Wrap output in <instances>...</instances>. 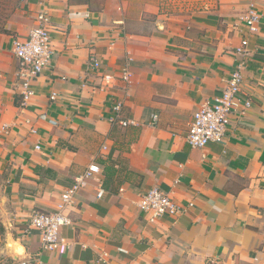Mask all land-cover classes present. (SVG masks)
Masks as SVG:
<instances>
[{
    "label": "crops",
    "instance_id": "obj_1",
    "mask_svg": "<svg viewBox=\"0 0 264 264\" xmlns=\"http://www.w3.org/2000/svg\"><path fill=\"white\" fill-rule=\"evenodd\" d=\"M43 1L55 55L24 104L11 41L35 26ZM248 2L36 0L28 20L0 37V204L14 264H264V0L244 72L252 107L231 117L223 141L186 140L194 112L236 68ZM105 74L116 76L112 86ZM119 101L135 125H119ZM93 163L101 171L65 203ZM152 188L194 205L150 222L138 204ZM60 208L71 218L63 254L43 250L30 227L34 211Z\"/></svg>",
    "mask_w": 264,
    "mask_h": 264
},
{
    "label": "built area",
    "instance_id": "obj_2",
    "mask_svg": "<svg viewBox=\"0 0 264 264\" xmlns=\"http://www.w3.org/2000/svg\"><path fill=\"white\" fill-rule=\"evenodd\" d=\"M240 21L246 27L247 35L243 36L235 48L236 68L226 80L222 92L214 99L204 102L193 115V120L186 136L187 142L192 147L202 148L210 142H221L224 140L227 127L231 117L236 113H246L253 104L252 94L244 86V72L247 68V58L251 54L250 35L260 29L261 13L258 0H249L246 10L240 15ZM51 15L48 5L41 3L37 11L36 24L24 37H14L11 41V50L18 59L20 69V95L23 103L26 104L35 95L33 81L47 67L52 64L55 55V47L50 30ZM0 53L2 48L0 47ZM91 66L101 67V62L94 56L91 57ZM131 71L128 65L123 69L120 76L122 80H129ZM103 85L112 86L116 76L105 74L102 76ZM57 93L53 92L51 98L55 99ZM122 102L114 106L116 118L119 125L127 127L135 125V119L124 118L121 115ZM46 117V115H43ZM153 122L158 120V114H153ZM8 125L4 126V129ZM33 132L36 128L31 127ZM41 146L36 145L39 149ZM101 171L98 164H91L83 176L76 179L72 187L62 194L65 203L73 202L75 195L85 185V178L91 177L94 173ZM139 207L145 213L150 222H156L165 215L178 217L185 213L189 207L194 205L189 202L184 205L160 188H152L145 192L139 201ZM71 222V218L61 208L56 211H34L30 217V227L37 230L40 237V244L43 250L57 251L61 254L68 249V244L61 240L60 231L65 225Z\"/></svg>",
    "mask_w": 264,
    "mask_h": 264
},
{
    "label": "rangeland",
    "instance_id": "obj_3",
    "mask_svg": "<svg viewBox=\"0 0 264 264\" xmlns=\"http://www.w3.org/2000/svg\"><path fill=\"white\" fill-rule=\"evenodd\" d=\"M36 0H0V37L6 34L13 33L14 24L16 22H24L31 15L33 3ZM6 179L0 175V200L4 193V184ZM0 204V264H14L15 257L8 252L7 249V229L3 225V217L1 216Z\"/></svg>",
    "mask_w": 264,
    "mask_h": 264
},
{
    "label": "bare ground",
    "instance_id": "obj_4",
    "mask_svg": "<svg viewBox=\"0 0 264 264\" xmlns=\"http://www.w3.org/2000/svg\"><path fill=\"white\" fill-rule=\"evenodd\" d=\"M8 247H9L11 252H16L18 254L23 252V248L21 246H19L18 243L13 241V240L9 241ZM18 248H19V251H17Z\"/></svg>",
    "mask_w": 264,
    "mask_h": 264
},
{
    "label": "clouds",
    "instance_id": "obj_5",
    "mask_svg": "<svg viewBox=\"0 0 264 264\" xmlns=\"http://www.w3.org/2000/svg\"><path fill=\"white\" fill-rule=\"evenodd\" d=\"M17 251H19V248L17 249Z\"/></svg>",
    "mask_w": 264,
    "mask_h": 264
},
{
    "label": "trees",
    "instance_id": "obj_6",
    "mask_svg": "<svg viewBox=\"0 0 264 264\" xmlns=\"http://www.w3.org/2000/svg\"><path fill=\"white\" fill-rule=\"evenodd\" d=\"M0 30H1V28H0Z\"/></svg>",
    "mask_w": 264,
    "mask_h": 264
}]
</instances>
